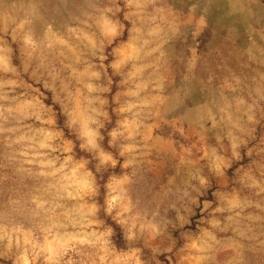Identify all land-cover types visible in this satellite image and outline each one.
Returning a JSON list of instances; mask_svg holds the SVG:
<instances>
[{
	"label": "clouds",
	"instance_id": "obj_1",
	"mask_svg": "<svg viewBox=\"0 0 264 264\" xmlns=\"http://www.w3.org/2000/svg\"><path fill=\"white\" fill-rule=\"evenodd\" d=\"M0 264H264V0H0Z\"/></svg>",
	"mask_w": 264,
	"mask_h": 264
}]
</instances>
